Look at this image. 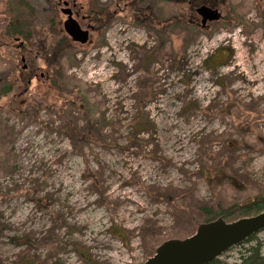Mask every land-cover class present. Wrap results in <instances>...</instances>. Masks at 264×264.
Listing matches in <instances>:
<instances>
[{"label":"rangeland","instance_id":"obj_1","mask_svg":"<svg viewBox=\"0 0 264 264\" xmlns=\"http://www.w3.org/2000/svg\"><path fill=\"white\" fill-rule=\"evenodd\" d=\"M5 1L0 79L17 45L15 36L4 33L12 25L4 20L12 19ZM23 3L18 12L34 22V41L53 46L61 38L50 36L54 3ZM179 6L158 0L157 16L170 20L147 27L134 25L127 7L111 5L112 17L91 35L93 44L82 55L71 53V45L69 55L58 58L56 66L65 71L59 86L73 89L62 90L58 111L33 114L23 106L17 113L0 112V264H140L159 244L152 245L153 235L165 238L179 230L172 205L149 196L151 188H190L199 200L223 202H242L264 190V149L257 141V134L264 136V114L255 115L264 107V28L257 6L226 0L215 7L220 19L204 29L192 28L187 19L173 24V14H185ZM146 88L151 94L142 96ZM185 103L199 108L186 113ZM142 106L150 123L148 135H140L145 145L127 148L130 122ZM88 115L105 124L85 143L78 136ZM210 133L209 153L201 155L200 136ZM228 152L232 186L213 174ZM204 159L207 178L198 171ZM94 174L97 188L90 182ZM191 214L197 216L194 209ZM197 223L186 220L182 231L193 233ZM256 239L264 256V229ZM254 243L237 244L221 258L237 261Z\"/></svg>","mask_w":264,"mask_h":264},{"label":"trees","instance_id":"obj_2","mask_svg":"<svg viewBox=\"0 0 264 264\" xmlns=\"http://www.w3.org/2000/svg\"><path fill=\"white\" fill-rule=\"evenodd\" d=\"M225 1L226 0H207V6H210L213 8H215V7L223 8ZM6 2H9V4L11 5L10 6L11 9H9L8 15L12 16V19L8 20L7 17H4V20H6L8 22L10 21V25L11 24L12 25H11V30L9 28H7V29L3 28L4 31H6L4 33H6L9 36H15V37L23 38L28 43L31 42L33 34H36L37 30H36V26H34L33 21H30V23H29L30 19H27V21H26L23 18V16H21V13L18 12V11H20L19 10L20 5H24L23 0H7V1H5V3ZM178 2L180 4L179 7L181 9L188 10V6H187V4H185L184 0H178ZM253 2H254V5L256 4V6H257L256 10H257V15L259 16V19H260L259 23L264 28V0H253ZM87 4H86L87 5L86 9H88V12L91 14L92 11H94L93 6L95 3L93 1H91L90 3H87ZM18 6H19V8H18ZM99 10L101 13H105L102 8H100ZM11 14H13V15H11ZM16 19H18V23L14 22ZM105 20H107V18H105ZM101 21L103 22L104 20H101ZM136 21L141 22L142 19L140 17H137ZM102 22L100 24H97V23H95V24L97 25V27H99L101 29V28H103V25H104V23H102ZM148 23L150 24V21L146 22L147 27L149 26ZM235 25H238V23ZM248 27H250V26H248ZM182 30H184V29H182ZM36 45H38V46L40 45V47L42 49L41 51H43V48L45 45V43L43 41L37 40ZM70 45H71V41L68 38L67 39L66 38L65 39L60 38V40L55 42L54 45L52 46V51H53V53H52V65H53V68L56 67L55 68L56 71H59V73L56 74L57 75L56 76L57 86L62 90L67 89L68 92H70V91L72 92L73 89L61 88L59 86V85H61V78H62V75L64 74L65 71H63L62 66L58 67V66H56V64H57V60H58L57 56L59 57L58 54L60 53L61 48L70 49ZM54 53H57L56 57H54ZM151 54H152V52H150L149 55H151ZM213 55L214 54H210L207 57V59L205 60V63H208L210 60H212ZM140 60L142 62L146 61L142 58ZM224 62H225L224 60L218 61L215 64H213L212 67H218V66L224 64ZM71 83L73 84V82H71ZM146 94H148V95L151 94L150 90L147 88H146V91L144 93L142 92V96H146ZM74 102L75 101H72L71 103H74ZM260 102L261 101H258L257 103L260 104ZM229 105L230 104H225V107L227 108L226 109L227 113L229 112ZM142 108H144V107L142 106L141 108H137V113L134 115V117L132 118V120L130 122L131 130L128 133V135L126 136V143H125V146L127 148L141 149L142 145L143 146L145 145V142H143V138H141L140 135L143 133L148 135L147 130L149 129L150 123H149L148 116L146 115V113L143 112ZM198 108H199V106H196L195 104L185 103L182 109L184 112L189 113L191 111L198 110ZM26 109L29 112H32L33 114L39 110V108L34 109L31 106H27ZM259 114H261V115L264 114V107L255 112V115L259 116ZM241 122H243V121H241ZM103 124H105L104 118H92V117H89V115H88L86 121L84 122L83 127L80 129V132H79L80 135L78 136V139H79L78 141H85V143L92 141V140H90V138H92L90 136V135H92V131H95V128H96L97 132H98L100 130L99 128H102ZM211 135H212V133H210L207 136H200V139H199L200 148L199 149H201V152H202L201 155H204L205 153H209V152H207V149H208L207 145L211 144V142L213 141L212 139H210ZM257 138H258V140H257L258 143L264 149V136L257 134ZM94 139H97V137ZM74 143H76V142H74ZM78 143L80 144V142H78ZM81 144H83V143H81ZM224 148H225V150H229L230 146L226 145V146H224ZM227 154H228L227 155V161L226 162H225V160L219 161L216 168H213V171H214L213 174L216 177H219V179L223 183H225L226 185L232 186L231 184H232V176L233 175L228 170L226 172L225 167L228 165L231 166V163H232L231 161H232L233 156H232V153H230V152H228ZM205 169L208 170L206 159L201 160V162L199 164L198 171L203 173L207 178V172L208 171L204 172L203 170H205ZM90 182H91L92 187L97 188L98 182H100V181H99L98 177L96 178V175L94 174V175H91ZM239 189H241V187ZM192 190L193 189H190V188L183 190V189L173 188L172 186H166V187L151 188V192L148 191L149 196H151L152 198H154L156 200H160V202H164V203H168V204L172 205V207L174 209L173 216L176 220V225L179 224V230L177 232H169L170 234L168 236L166 235L167 237L165 236V238H160L159 234L158 235L156 234L157 236L153 235V238L150 240V242H152L153 246L157 245L158 243L162 242L163 240H165L167 238L187 236V233L183 232L182 227H181V225L182 226H183V224L185 225L186 220H188L190 223H197L198 221L207 222V221L214 220L217 217L221 216L225 221L229 222V221L236 220L237 218L242 217V216H250V215L256 214V213H258L264 209V190H260L257 194L253 195L252 197H250L247 200L242 201V202H223V201H221L220 198H214L213 199V197L209 201H202V200H199L198 198H196L194 196V194L192 193ZM240 191H242V189ZM193 209L197 212V216H195V214H191V211ZM183 229H186V228L183 226ZM172 231H175V229H173ZM116 234L119 235L121 238L122 234L119 231H117ZM256 234L257 233L249 235L242 242V243H246V242H250L253 240L255 241V243L253 245H251L249 248H247L244 253L240 254L237 261L229 262V261L221 258V255H220L219 257H216V258L212 259L211 261H209L207 264H264V256L261 255V252H260L261 244L257 241ZM148 243H149V241H148ZM242 243H240V244H242Z\"/></svg>","mask_w":264,"mask_h":264},{"label":"flooded vegetation","instance_id":"obj_3","mask_svg":"<svg viewBox=\"0 0 264 264\" xmlns=\"http://www.w3.org/2000/svg\"><path fill=\"white\" fill-rule=\"evenodd\" d=\"M121 1L124 3L122 4ZM172 1H176L177 5L179 3L178 0ZM80 2V0H52V2L50 0V3L55 5L54 14L49 19L50 36L52 38L60 35L62 39L68 38L71 45L74 46L72 47L73 50L70 51L71 53L78 50L82 55L87 47L93 44L91 35L94 32H102L95 23L100 24L101 20H104L102 23H105V14H107V20L111 18L110 7L114 4L116 9H122L123 6L127 7L134 25L146 26V22L150 19V24L155 23L157 26L160 21L170 20V18L165 20L163 17L157 16L158 8L156 6H158V0H110L108 5L97 2L93 6L94 11L91 14L86 9L88 4L83 6ZM184 2L187 4L188 10L184 11V15L179 12L173 14L174 20H176L173 21V24L178 25L183 19H187L188 25L192 28L204 29L214 22L207 20L202 22V16L196 11V8L201 5L207 6V0H184ZM100 8L105 13H101ZM57 10L62 16L56 13ZM69 15L72 19L70 24L67 23ZM137 17H140L142 21H136ZM52 23L54 29L51 27ZM179 32L180 30L177 34ZM12 40L13 42L17 41V45L14 47L16 53L10 61L12 66L7 70V76L0 79V112L11 111L17 113L23 106L43 109L49 113L50 109L54 107V111H58V105L62 104L61 99L65 95L56 83V74L59 71H56V67L53 68L52 65L51 40L48 42L49 45L46 43L43 51H41L40 45H36L33 37L29 43L20 37H15ZM94 43L99 45L101 42L95 41ZM68 50L67 48H61L57 58L67 57L70 53H68ZM56 55L57 53H54V57ZM58 98H60L59 104L55 101Z\"/></svg>","mask_w":264,"mask_h":264},{"label":"water","instance_id":"obj_4","mask_svg":"<svg viewBox=\"0 0 264 264\" xmlns=\"http://www.w3.org/2000/svg\"><path fill=\"white\" fill-rule=\"evenodd\" d=\"M196 11L202 16V22L216 21L221 17L218 9L210 6L201 5ZM71 20L69 15L67 23L70 24ZM263 229L264 209L229 222L220 216L197 223L194 232L185 237L163 240L140 264H207L229 248L242 243L249 235Z\"/></svg>","mask_w":264,"mask_h":264}]
</instances>
